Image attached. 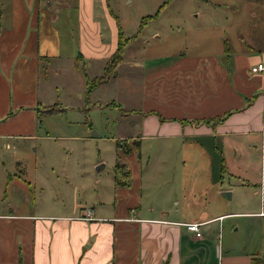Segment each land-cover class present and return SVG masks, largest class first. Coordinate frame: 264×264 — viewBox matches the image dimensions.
<instances>
[{
	"label": "crops",
	"instance_id": "obj_1",
	"mask_svg": "<svg viewBox=\"0 0 264 264\" xmlns=\"http://www.w3.org/2000/svg\"><path fill=\"white\" fill-rule=\"evenodd\" d=\"M114 2L0 0L3 145L38 139L43 115L78 111L87 120L103 108L96 93L120 80L130 41ZM260 7V35L256 40L240 31L238 50L227 41L220 53H179L156 61L154 68L148 63L147 71L140 66V101L124 115L137 116L139 144L156 137L168 149L115 150L128 183L113 180L101 192L91 174L98 163L83 166L79 179L55 183L62 205L53 202L52 214L0 210V264H248L233 245L225 254L218 245L215 224L231 212L197 209L195 181L204 171L213 195L228 200L236 192L237 200H245L244 189L258 187L246 196L264 202V72L250 70L264 61V0ZM119 28L125 39L122 61L113 77L86 95L87 81L103 74L117 49ZM49 107L56 111L47 112ZM3 157L0 184L8 187L14 173ZM13 160L23 175L21 157L16 153ZM182 171H189L186 183H180ZM22 175L13 177L23 180ZM77 198L82 202L75 204ZM87 211L91 219L83 218ZM234 214L264 217V209ZM189 222L200 223V236L185 226Z\"/></svg>",
	"mask_w": 264,
	"mask_h": 264
},
{
	"label": "rangeland",
	"instance_id": "obj_2",
	"mask_svg": "<svg viewBox=\"0 0 264 264\" xmlns=\"http://www.w3.org/2000/svg\"><path fill=\"white\" fill-rule=\"evenodd\" d=\"M261 3L262 0L114 2L116 14L121 17L124 36L130 37L122 53L124 62L117 75L120 80L107 83L96 93V97L102 100L103 108L90 114L87 120L78 111L46 114L41 118L38 139L9 140L7 147L0 142V154H4L3 160L10 173L22 175L18 172L20 165L14 164L13 156L16 153L21 157L19 161L24 168L23 180L18 181L11 174L12 181L8 187H3L4 183L2 186L0 184V210L52 214L53 202L54 205H62L55 198V183L61 184L65 178L79 179L83 166H92L94 163L98 164L92 168L91 174L94 172L95 179L100 180L97 191L101 192V185L111 184L114 180L115 150H123L117 146L120 137H125L124 141L131 150L168 149H163L156 137L146 139L138 146L132 144L133 139H138L135 125L137 116L124 114L140 101L143 68L146 69L148 63L154 68L156 61L161 63L160 59L174 57L179 53H220L227 41L238 50L241 48L238 41L240 31L248 32L257 40L260 35L258 26L262 13ZM132 66H135L134 71H131ZM54 111L55 108L51 112ZM262 170L263 174L264 165ZM188 172H180V183L187 179ZM24 181H31V186ZM195 182L198 183L195 193L200 200L197 209L206 205L209 215L231 212L223 221L215 224L220 233L218 245L224 254L233 245L234 251L245 256L248 264H253L254 258H261L263 262L264 217L234 214L259 211L260 207L264 209L263 201L260 204L255 202L253 196L251 199L246 196L247 192L253 193L259 191V188L244 189L245 200H237V192L233 199L228 200L213 195V188L210 186L212 189H209L204 171L199 172L198 181ZM15 183L21 185L14 187ZM180 186L186 189L183 184ZM89 191L92 194L95 192ZM81 202L78 198L75 200V204Z\"/></svg>",
	"mask_w": 264,
	"mask_h": 264
},
{
	"label": "trees",
	"instance_id": "obj_3",
	"mask_svg": "<svg viewBox=\"0 0 264 264\" xmlns=\"http://www.w3.org/2000/svg\"><path fill=\"white\" fill-rule=\"evenodd\" d=\"M125 39L121 35L120 28L118 29V46L116 51L112 54V56L108 59L103 74L101 76H98L96 78H93L92 80L87 81V89H86V95L90 92V89L96 85H100L104 83L106 80H108L111 76L114 74V69L116 64L120 61V52L121 48L124 45ZM53 107H49L46 111L51 112ZM217 119V118H215ZM132 144L134 146H138L139 141L137 138L133 139ZM117 146L121 147L123 150V153H128L131 150V147L124 141V139L117 140ZM114 182L116 185H126L128 182L125 181L127 177V172H125V166L124 164H121L116 158L115 164H114ZM261 258H254L253 264H264V260H260Z\"/></svg>",
	"mask_w": 264,
	"mask_h": 264
},
{
	"label": "built area",
	"instance_id": "obj_4",
	"mask_svg": "<svg viewBox=\"0 0 264 264\" xmlns=\"http://www.w3.org/2000/svg\"><path fill=\"white\" fill-rule=\"evenodd\" d=\"M251 72H264V61L263 62H259L256 65H254L253 67H251ZM84 219H91V212L87 211V214L85 217H83ZM185 226L192 231L195 236H200V231H199V226L200 223L198 222H189L186 223Z\"/></svg>",
	"mask_w": 264,
	"mask_h": 264
},
{
	"label": "water",
	"instance_id": "obj_5",
	"mask_svg": "<svg viewBox=\"0 0 264 264\" xmlns=\"http://www.w3.org/2000/svg\"><path fill=\"white\" fill-rule=\"evenodd\" d=\"M222 195L229 197V192H223Z\"/></svg>",
	"mask_w": 264,
	"mask_h": 264
}]
</instances>
